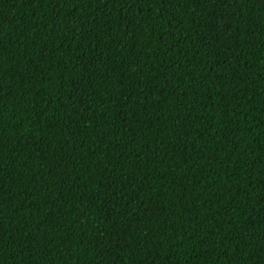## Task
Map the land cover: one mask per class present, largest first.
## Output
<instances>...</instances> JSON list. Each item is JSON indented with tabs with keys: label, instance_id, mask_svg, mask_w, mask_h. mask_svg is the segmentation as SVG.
Here are the masks:
<instances>
[{
	"label": "trees",
	"instance_id": "obj_1",
	"mask_svg": "<svg viewBox=\"0 0 264 264\" xmlns=\"http://www.w3.org/2000/svg\"><path fill=\"white\" fill-rule=\"evenodd\" d=\"M0 264H264V0H0Z\"/></svg>",
	"mask_w": 264,
	"mask_h": 264
}]
</instances>
